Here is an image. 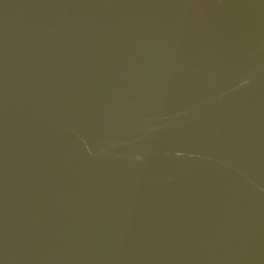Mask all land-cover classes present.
<instances>
[{"label":"water","instance_id":"water-1","mask_svg":"<svg viewBox=\"0 0 264 264\" xmlns=\"http://www.w3.org/2000/svg\"><path fill=\"white\" fill-rule=\"evenodd\" d=\"M0 264H264V0H0Z\"/></svg>","mask_w":264,"mask_h":264}]
</instances>
